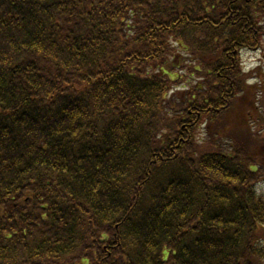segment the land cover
<instances>
[{
	"label": "trees",
	"instance_id": "obj_1",
	"mask_svg": "<svg viewBox=\"0 0 264 264\" xmlns=\"http://www.w3.org/2000/svg\"><path fill=\"white\" fill-rule=\"evenodd\" d=\"M263 49L264 0H0V264H264Z\"/></svg>",
	"mask_w": 264,
	"mask_h": 264
},
{
	"label": "rangeland",
	"instance_id": "obj_2",
	"mask_svg": "<svg viewBox=\"0 0 264 264\" xmlns=\"http://www.w3.org/2000/svg\"><path fill=\"white\" fill-rule=\"evenodd\" d=\"M240 59L244 72H252L251 74L253 76L255 74L257 75L258 73L264 74V49L255 51H242ZM262 85L264 86V84ZM180 86H183V83Z\"/></svg>",
	"mask_w": 264,
	"mask_h": 264
}]
</instances>
